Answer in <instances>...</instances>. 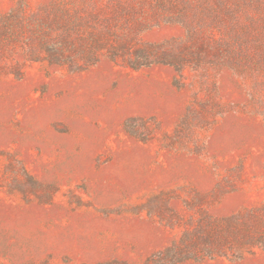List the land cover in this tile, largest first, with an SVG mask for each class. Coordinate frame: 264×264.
<instances>
[{"label":"rangeland","instance_id":"1","mask_svg":"<svg viewBox=\"0 0 264 264\" xmlns=\"http://www.w3.org/2000/svg\"><path fill=\"white\" fill-rule=\"evenodd\" d=\"M123 1L146 5L148 42L185 37L167 18L198 3L193 26L237 38L236 54L209 52L207 70L183 76L103 56L0 77V264H148L203 218L264 216V0ZM181 264H264V249Z\"/></svg>","mask_w":264,"mask_h":264},{"label":"trees","instance_id":"2","mask_svg":"<svg viewBox=\"0 0 264 264\" xmlns=\"http://www.w3.org/2000/svg\"><path fill=\"white\" fill-rule=\"evenodd\" d=\"M229 3L223 5H233ZM198 7V3L186 2L179 9L173 7L176 14L167 18V22H179L188 28L185 37L148 42L142 34L155 24L144 3L55 0L31 9L28 0H20L8 12L0 13V77L21 78L27 66L35 62L80 72L97 64L103 56L134 69L167 64L182 76L187 69L204 72L209 52L220 54L223 60L235 56L237 38L213 40L204 25L195 28L192 15L197 14ZM211 41L217 44L212 45ZM188 108L190 114L197 109L195 103ZM157 209L149 206L152 212ZM161 218L173 228L181 226L179 219L163 215ZM255 247L264 249L263 215L252 211L223 219L203 218L185 227L181 236L154 253L148 264L237 258Z\"/></svg>","mask_w":264,"mask_h":264}]
</instances>
